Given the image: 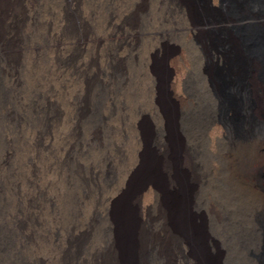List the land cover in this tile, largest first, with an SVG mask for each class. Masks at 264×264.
I'll return each mask as SVG.
<instances>
[{
	"label": "bare ground",
	"instance_id": "bare-ground-1",
	"mask_svg": "<svg viewBox=\"0 0 264 264\" xmlns=\"http://www.w3.org/2000/svg\"><path fill=\"white\" fill-rule=\"evenodd\" d=\"M219 1L234 15L194 0H0V264H262L264 32L200 30L264 26V0ZM211 52L246 79L255 132L176 100L181 62L221 102ZM199 119L212 131L201 158ZM197 195L237 229L232 251L205 233Z\"/></svg>",
	"mask_w": 264,
	"mask_h": 264
},
{
	"label": "rangeland",
	"instance_id": "rangeland-1",
	"mask_svg": "<svg viewBox=\"0 0 264 264\" xmlns=\"http://www.w3.org/2000/svg\"><path fill=\"white\" fill-rule=\"evenodd\" d=\"M194 5L196 6L197 14L202 16L207 15L211 18H217L221 15H234L236 11L234 5L223 7L219 0H208V7H205L200 0H194ZM262 32H264V26L254 23H236L227 26L209 24L204 25L200 30L201 37L208 42L219 41L227 35L247 37L256 33L261 34ZM261 59L262 67L259 72V76L264 79V56H261ZM210 60V63L207 64V68L218 83L217 89L221 98V102L217 104L209 94V91L205 89L204 86H202L195 69L193 67L188 69L184 67L181 62H179L176 66L177 74H174L169 78L171 81H169V83L173 86V93H175L177 96L176 100L180 103L190 104L189 101L191 98H194V104L196 105L197 103L196 109L199 110L203 117L208 113L211 114L214 112L226 125L231 127V129L238 134L255 132L258 126V119L251 106L249 107L248 105L250 108L248 110L246 107V104H248L246 103L248 102L247 99L252 101V98L249 97L246 79L243 78L239 73L235 74L234 76L227 74V70L229 68L228 62L225 61L219 54L211 52ZM191 108L192 117L195 109L194 106ZM192 122H197L194 124L202 129H199L194 124L191 128L198 137L196 139L202 142L201 146L195 149L196 155L198 154L197 158H201L203 142H206L204 148L205 151L207 145L211 141L210 134L212 131L207 129L204 119H199ZM199 167L200 163L198 164V169L196 170V173L198 174H200ZM197 196H195L193 199V209L199 217V221L205 233L211 238H214L213 240L215 242L217 241L216 244L220 245L217 247L218 249L222 250L223 253L228 252L227 249L232 251L234 248V240L236 239L237 229L234 230L233 226L218 225L211 217L205 201L202 200L199 195ZM227 232H230V234ZM252 233L254 237V240L252 241L254 249L257 251V255L259 257L258 259L262 264H264V215L261 217L259 224L253 225ZM225 235L226 237L228 236L229 240L225 237ZM244 237L246 236L244 235ZM229 241H231L230 244H228ZM230 259L231 264L238 263L237 258L233 257L232 259L230 257ZM234 260H236V262Z\"/></svg>",
	"mask_w": 264,
	"mask_h": 264
}]
</instances>
